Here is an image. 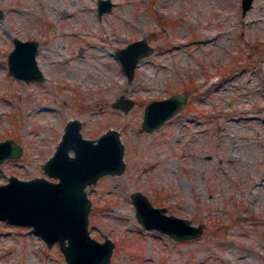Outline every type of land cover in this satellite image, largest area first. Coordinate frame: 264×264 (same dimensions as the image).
<instances>
[{
	"label": "rangeland",
	"instance_id": "1",
	"mask_svg": "<svg viewBox=\"0 0 264 264\" xmlns=\"http://www.w3.org/2000/svg\"><path fill=\"white\" fill-rule=\"evenodd\" d=\"M96 2L0 0V139L21 147L0 161V182L48 176L42 164L68 118L89 137L115 127L125 166L86 186L89 231L114 242L107 264H264V0L244 12L241 0H113L100 15ZM13 35L39 39L42 79L9 71ZM138 37L151 48L129 78L115 49ZM176 92V111L142 128L146 103ZM120 95L128 108L112 104ZM134 189L200 232L143 226ZM0 264L65 257L58 241L0 218Z\"/></svg>",
	"mask_w": 264,
	"mask_h": 264
},
{
	"label": "water",
	"instance_id": "2",
	"mask_svg": "<svg viewBox=\"0 0 264 264\" xmlns=\"http://www.w3.org/2000/svg\"><path fill=\"white\" fill-rule=\"evenodd\" d=\"M252 0H241L244 12ZM113 0H97L98 15L110 10ZM13 46L7 53L8 69L24 79H42L43 72L37 60L38 38L13 35ZM151 45L145 37L128 41L115 49L123 71L131 77L139 58ZM180 92L150 99L142 114L141 127L153 129L173 114L183 102ZM131 97L120 95L112 104L128 108ZM77 117L68 118L53 152L44 160L46 175L20 177L10 174L0 182V218L16 224H26L47 245L58 241L65 264H107L113 248L108 235L103 239L93 236L88 227L91 198L87 184L105 173H120L125 161L124 146L119 131L109 127L97 136H84ZM20 145L12 138L0 139V161L7 156H18ZM49 176H54L51 178ZM139 222L166 232L174 238L197 235L202 226L187 216L167 212L165 205L154 204L140 189L130 193Z\"/></svg>",
	"mask_w": 264,
	"mask_h": 264
},
{
	"label": "bare ground",
	"instance_id": "3",
	"mask_svg": "<svg viewBox=\"0 0 264 264\" xmlns=\"http://www.w3.org/2000/svg\"><path fill=\"white\" fill-rule=\"evenodd\" d=\"M210 41V40H209ZM41 63V62H40ZM217 80V79H216ZM215 82V81H214ZM244 87V86H243ZM219 88H220V86H219ZM150 89V88H149ZM146 90V89H145ZM214 92H216V91H214ZM246 99H247V97H246ZM261 106V105H260ZM259 107V106H258ZM264 109V108H263ZM222 110V109H221ZM254 110H256V108L254 109ZM249 111V110H248ZM214 112V111H213ZM219 112V111H218ZM209 113V112H208ZM222 113H224V112H222ZM256 113V112H255ZM229 114V113H228ZM222 115V114H221ZM237 115V114H236ZM233 116H235V115H233ZM240 117V116H239ZM233 118V117H232ZM245 118V117H244ZM257 118V117H256ZM249 119H252V118H249ZM197 120V119H196ZM223 120H224V118H223ZM233 120V119H232ZM238 123V122H237ZM237 123H235V124H237ZM200 124V123H199ZM228 124V123H227ZM234 124V125H235ZM249 124V123H248ZM203 125V124H202ZM224 126V125H223ZM229 126V125H228ZM228 128V127H227ZM230 128V127H229ZM221 130V129H220ZM233 132V131H232ZM233 134V133H232ZM242 136V135H241ZM226 137V136H225ZM223 138V137H222ZM234 138V137H233ZM225 139V138H224ZM263 179V178H262ZM262 181V180H261ZM264 181V180H263ZM263 183V182H262ZM262 185V184H261Z\"/></svg>",
	"mask_w": 264,
	"mask_h": 264
}]
</instances>
